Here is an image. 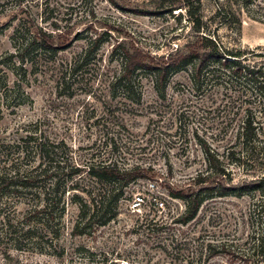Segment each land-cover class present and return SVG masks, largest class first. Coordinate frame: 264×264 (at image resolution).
I'll return each mask as SVG.
<instances>
[{
	"label": "rangeland",
	"instance_id": "374dc122",
	"mask_svg": "<svg viewBox=\"0 0 264 264\" xmlns=\"http://www.w3.org/2000/svg\"><path fill=\"white\" fill-rule=\"evenodd\" d=\"M237 4L0 0V59L13 52L14 31L23 25L50 33L60 48L55 57L26 65L24 104L16 108L0 102V140L13 143L27 132L41 133L54 143L64 142L66 158L78 163L112 162L144 171L123 188L117 216L104 227L73 235L79 208L67 196L59 238L45 237L38 245H23L22 251L0 244V264H264V155L241 168L226 161L238 151L242 112L256 101L211 87L210 65L200 88L192 84L190 69L169 77L162 93L151 72L143 70L133 75L130 95L114 84L126 57L156 68L176 59L179 50L203 57L206 50L193 48L199 34L188 10L201 18L205 34L217 29L224 46L264 54V23L248 18ZM228 5L240 19L239 31L216 14ZM262 59L251 60L259 64ZM5 72L13 87L16 78ZM204 148L218 154L223 174L211 175ZM77 182L80 190L102 189L84 174ZM252 184L260 188L242 196L223 195ZM203 189H211L210 196L192 221L181 224L185 207L178 197ZM136 195L147 201L132 212L129 204ZM152 198L163 207L154 206ZM19 202L21 216L26 206Z\"/></svg>",
	"mask_w": 264,
	"mask_h": 264
},
{
	"label": "trees",
	"instance_id": "16d2710c",
	"mask_svg": "<svg viewBox=\"0 0 264 264\" xmlns=\"http://www.w3.org/2000/svg\"><path fill=\"white\" fill-rule=\"evenodd\" d=\"M226 1L238 3L248 18L264 23V0ZM187 14L194 32L199 34V41L196 42L198 46L194 44L193 48L206 50L203 57L199 59L194 52L185 54L179 50L174 55L176 59L171 58L172 61L163 68L144 66L126 57L114 84L130 95L133 93V75L143 70L151 72L156 91L162 93L169 77L190 69L192 84L200 88L209 77L206 69L210 65L211 87L236 91L239 96L256 101L254 108L247 107L242 112L236 144L238 151H231L226 157L228 164L241 168L256 155H264V62L258 64L251 60H264V54L251 52L240 45L232 48L224 46L217 29L210 30V35L205 34L201 18L191 10ZM216 14L225 19L224 23L228 27L237 26V31L240 30L241 22L232 10V5L222 9L218 7ZM23 28L14 31L13 52L0 59V102L15 103L11 107L16 108L28 99L22 89L27 81L26 65L33 67L42 57L53 58L60 49L55 46L50 33L42 29L33 31L26 25ZM89 49L88 46V52ZM5 69L16 78L13 87L8 85ZM67 151L64 142L54 143L36 132H27L26 136L13 143L0 140V244L6 243L8 248L22 251L23 245H38L45 237L58 239L66 213L67 196L79 208L73 235H84L94 228L104 227L117 216L118 200L123 195V188L143 177V170L121 169L112 162L78 163L72 157L66 158ZM203 154L210 165L211 175L224 173L221 169L222 160L217 153L204 148ZM23 161L26 165L21 166ZM83 174L102 185V189L96 192L80 190L77 180ZM259 188L258 184L246 185L235 191H224L223 195L232 193L242 196ZM79 192L86 193L89 199L82 198ZM210 192L211 189H203L178 197L185 207L181 224L195 218ZM19 201H24L26 206L21 216L16 211Z\"/></svg>",
	"mask_w": 264,
	"mask_h": 264
},
{
	"label": "built area",
	"instance_id": "2783aa9c",
	"mask_svg": "<svg viewBox=\"0 0 264 264\" xmlns=\"http://www.w3.org/2000/svg\"><path fill=\"white\" fill-rule=\"evenodd\" d=\"M153 204L154 206L158 207V208H162L163 207V203L153 199ZM146 198H144L142 195H136L130 202L129 204V208L132 212H137L140 211V209L145 205L146 203Z\"/></svg>",
	"mask_w": 264,
	"mask_h": 264
}]
</instances>
